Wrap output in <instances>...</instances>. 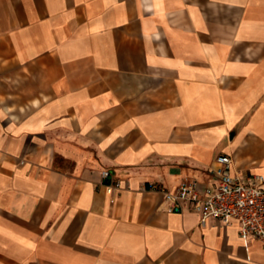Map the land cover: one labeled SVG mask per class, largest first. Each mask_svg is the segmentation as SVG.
Returning <instances> with one entry per match:
<instances>
[{
	"label": "crops",
	"instance_id": "1",
	"mask_svg": "<svg viewBox=\"0 0 264 264\" xmlns=\"http://www.w3.org/2000/svg\"><path fill=\"white\" fill-rule=\"evenodd\" d=\"M219 156L264 178V0H0V264H264L163 201Z\"/></svg>",
	"mask_w": 264,
	"mask_h": 264
},
{
	"label": "built area",
	"instance_id": "2",
	"mask_svg": "<svg viewBox=\"0 0 264 264\" xmlns=\"http://www.w3.org/2000/svg\"><path fill=\"white\" fill-rule=\"evenodd\" d=\"M215 184L212 189L196 180H183L175 191L163 190V201L170 212L194 211L200 215V224L213 219L225 226L238 224L242 240H259L264 243V178L255 175L243 180L230 172L231 159L219 156L216 160ZM108 177L109 172H102ZM118 184L111 182L107 192Z\"/></svg>",
	"mask_w": 264,
	"mask_h": 264
}]
</instances>
